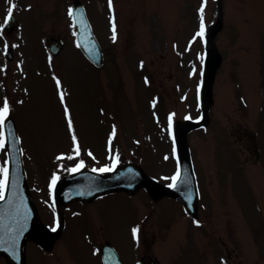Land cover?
Masks as SVG:
<instances>
[{"label": "rangeland", "instance_id": "obj_1", "mask_svg": "<svg viewBox=\"0 0 264 264\" xmlns=\"http://www.w3.org/2000/svg\"><path fill=\"white\" fill-rule=\"evenodd\" d=\"M8 1L0 0V108L7 98L23 139L30 192L45 221L51 222L53 204L47 181L78 165L111 170L132 162L162 185L171 183L177 174L172 125L201 113L197 89L217 0H114L109 19L105 0H81L106 54L101 70L76 48L63 11L72 0L16 2L21 29L13 36L1 30ZM223 13L214 38L223 59L209 126L188 135L201 220L193 223L173 201L154 203L143 193L135 200L100 199L84 210L73 205L58 262L50 264H74L65 249L97 225L131 251L129 264L149 254L162 264H264V0H224ZM47 38L64 42L59 56L48 53ZM4 158L0 147V169ZM144 213L141 226L154 242L149 254L138 238H132L136 249L129 238ZM82 253L78 263H92Z\"/></svg>", "mask_w": 264, "mask_h": 264}, {"label": "water", "instance_id": "obj_2", "mask_svg": "<svg viewBox=\"0 0 264 264\" xmlns=\"http://www.w3.org/2000/svg\"><path fill=\"white\" fill-rule=\"evenodd\" d=\"M214 32L212 34H210V38L209 41H212ZM55 47L58 46L57 44L54 45ZM55 49V50H54ZM54 53L57 52L56 48H53ZM93 57H95L93 55ZM96 60V57L94 58L93 61ZM97 62V61H95ZM220 64V58L218 57V55L216 53H209L208 54V58H207V62H206V68H205V75H204V86H203V90H202V100L204 102V112H205V119L200 123V121L198 122H187L185 124H179L176 127V140H177V146H178V151H179V156H180V161H181V165L183 168L182 171V175H181V180L178 184V187L173 189V190H169V189H163L161 187H159L158 185H155L154 183H152L151 181H149L143 174H141L139 172V174L141 175V179L138 180L137 176L136 177H130V180L125 177L126 175H131V174H135L138 170L137 168H135L134 170H130L131 168H126L124 170L118 171L116 174H114L111 177H107L105 179L102 180V182L110 188H124L122 187L123 185V180L126 179V184L130 185V184H141L144 185L151 193H153L154 195H167V196H173L177 199H180L182 201L186 200V208H192L193 210L196 209V196H194V188H193V182H191V186H192V193L191 195H189V197H187L184 200L183 197V191L185 190V188L181 185L182 180L184 179L185 176V171L186 173L189 174L191 179V174L189 171V163H188V155H187V147H186V141H185V136L186 133L194 128H197L201 125H206L207 124V117H206V111L208 110L209 104H210V95H211V85L213 82V78H214V74L216 69L219 67ZM133 168V167H132ZM65 183V182H64ZM186 194V193H185Z\"/></svg>", "mask_w": 264, "mask_h": 264}, {"label": "flooded vegetation", "instance_id": "obj_3", "mask_svg": "<svg viewBox=\"0 0 264 264\" xmlns=\"http://www.w3.org/2000/svg\"><path fill=\"white\" fill-rule=\"evenodd\" d=\"M110 228L107 227V230H109ZM98 234H100L99 239L94 240V237H86L84 238L85 240L83 241L82 239H80L79 237L77 238V242H72L71 246L69 248H67V256L70 258V260L73 261L74 264H79V260L75 257L78 255V253L83 252V255H87L89 256L93 261L92 263H90V261L86 262L85 264H98V260H99V264H101V253H102V249L105 246H112L116 252L119 254V256L122 258L123 260V264H126V262H128L132 256L131 251L129 250H123V247H120L113 243L114 241L111 239V237H109L106 232H104V228H100V232H97ZM142 233H144V231H142ZM116 238V236H114ZM100 243V244H99ZM142 244H148L146 242V240H142ZM56 244L54 246L53 249H55ZM126 251L129 252V255H126ZM54 252V251H52ZM80 254V255H82ZM145 255H142L139 259L145 260L144 258ZM81 264V263H80ZM83 264V263H82Z\"/></svg>", "mask_w": 264, "mask_h": 264}, {"label": "snow or ice", "instance_id": "obj_4", "mask_svg": "<svg viewBox=\"0 0 264 264\" xmlns=\"http://www.w3.org/2000/svg\"><path fill=\"white\" fill-rule=\"evenodd\" d=\"M13 7H15V6L13 5L12 7H9L8 12H7V16L5 17V23H8L9 19L12 16ZM201 11H202V9H201ZM202 34H203V24H201V32L197 33V35H202ZM113 38H115V36ZM57 85L59 86V81H57ZM61 100L63 101V95H61ZM7 110H8V104H7V101H5L3 107L0 108V124H3V122L6 118V115H7ZM69 126L71 127V124ZM73 140L75 141V137H73ZM3 146H4V141L2 138H0V147H3ZM81 166L82 165H78V167H81ZM109 170L110 169H100V171H109ZM0 171H2L5 174V179L0 180V199H3L2 193H3V189L5 188L6 183H7V169H0ZM173 179H175V177ZM55 180H56V178L54 177L53 182H52L53 185L55 184ZM53 231H55V229H53ZM136 231H137L136 229H133L134 236L136 234Z\"/></svg>", "mask_w": 264, "mask_h": 264}]
</instances>
